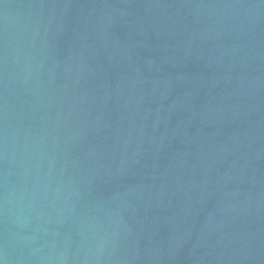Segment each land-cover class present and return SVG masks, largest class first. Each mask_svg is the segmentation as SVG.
Instances as JSON below:
<instances>
[{"label":"water","instance_id":"water-1","mask_svg":"<svg viewBox=\"0 0 264 264\" xmlns=\"http://www.w3.org/2000/svg\"><path fill=\"white\" fill-rule=\"evenodd\" d=\"M0 264H264V0H0Z\"/></svg>","mask_w":264,"mask_h":264}]
</instances>
